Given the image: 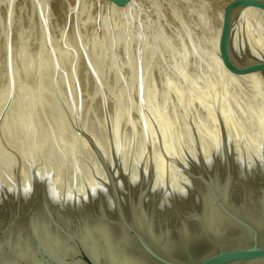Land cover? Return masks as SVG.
<instances>
[{
	"label": "rangeland",
	"instance_id": "1",
	"mask_svg": "<svg viewBox=\"0 0 264 264\" xmlns=\"http://www.w3.org/2000/svg\"><path fill=\"white\" fill-rule=\"evenodd\" d=\"M225 1L109 8L101 0H0V190L40 165L58 168L57 180L72 190L94 177L107 182L117 161L131 173L157 158L163 176L177 179L178 161L222 142L223 117L248 148L264 95L258 83L228 80L216 62ZM241 29L264 49V15L254 13Z\"/></svg>",
	"mask_w": 264,
	"mask_h": 264
},
{
	"label": "water",
	"instance_id": "2",
	"mask_svg": "<svg viewBox=\"0 0 264 264\" xmlns=\"http://www.w3.org/2000/svg\"><path fill=\"white\" fill-rule=\"evenodd\" d=\"M108 1L123 5L128 0ZM245 7L264 10V0H231L225 6L218 57L230 73L258 72L264 76V55L253 53L249 42L248 47H241L242 57L232 51V21ZM225 137L210 155L199 151L177 162L186 180L175 187L162 179L153 185L151 165H142L137 175L129 176L117 164L110 168L100 193L89 190L88 198H79L83 212L65 205L66 200L58 202L61 209L65 207L61 212L43 207L34 170L26 187L17 180L0 191V238L4 239L0 260L11 257L17 264H120L107 250L110 242L115 246L112 251L134 256L133 264H264V145L253 160L239 161ZM206 204L214 206L221 216L219 225L207 222ZM250 213L258 219L251 220ZM39 218L46 220L45 230L63 238L61 249L53 246L46 252L38 245L31 230ZM92 218L101 219L106 235L99 231L84 234L85 223ZM19 235H26L27 246L21 255H15L7 240Z\"/></svg>",
	"mask_w": 264,
	"mask_h": 264
},
{
	"label": "bare ground",
	"instance_id": "3",
	"mask_svg": "<svg viewBox=\"0 0 264 264\" xmlns=\"http://www.w3.org/2000/svg\"><path fill=\"white\" fill-rule=\"evenodd\" d=\"M92 1H94V0H92ZM102 2H105V3H107V5H108V7L110 8V6H112L113 8H116L115 7V5L112 3V2H110V1H107V0H101ZM229 1H231V0H228V1H225V2H222L221 4L223 5V6H221V11H218V12H220V15H219V18H218V26H217V31H216V33L215 34H217V38H216V40H217V42H218V36H219V34H220V28H221V23H222V12H223V9H224V7H225V5L229 2ZM99 2V1H98ZM130 2L131 1H129V4H130ZM137 2V1H136ZM101 2H99V4H100ZM103 4V3H102ZM101 4V5H102ZM128 4V5H129ZM128 5H126V6H123V7H127ZM105 7V6H104ZM118 7V6H117ZM109 8H108V10H109ZM131 8V7H130ZM115 10H118V9H115ZM110 11V10H109ZM123 11V10H122ZM254 13H259V14H262V15H264V10L263 9H259V8H256V7H245V8H241L240 10H238L237 11V13L234 15V18H233V21H232V30H231V44H232V51H233V53H234V55L236 56V57H242L243 56V54H242V51H241V47H248V42L250 43L249 45H250V50L251 51H253V53L255 52L256 54H258V55H261V56H263L264 55V49L262 48V46L260 45V43H258V41L257 40H252V38H251V36H249V35H245L244 33V37H243V39H242V37H241V35H240V29L241 28H244V22L246 23V21L249 19V17H251L252 15H254ZM113 14V13H112ZM218 14V13H217ZM258 17V14H256L255 15V17ZM254 17V16H253ZM252 17V18H253ZM257 17H256V19H257ZM248 18V19H247ZM247 19V20H246ZM217 21V20H216ZM216 23V22H215ZM242 30V29H241ZM244 32V31H243ZM241 37V38H240ZM247 37V38H246ZM217 42H216V47H217ZM258 46V47H257ZM249 49V48H248ZM217 51V50H216ZM218 54V53H217ZM216 57H218V55L216 56ZM216 59V62H217V59H218V64H219V68L223 71V73H225L226 74V77H227V79L230 77V78H232L233 80H234V82L236 81V80H239V81H243V83H245V82H248V86L252 83V84H257V85H259V86H261V90L260 91H262L261 93H263V95H264V76L263 75H261V74H259L258 72H254V73H248V74H243V75H236V74H233V73H230L229 71H227L224 67H223V65L221 64V61H220V59H219V57L218 58H215ZM220 70V72H222ZM223 73H221V74H223ZM220 74V75H221ZM221 76H224V74L223 75H221ZM228 80H231V79H228ZM229 83H230V81H228ZM227 82V83H228ZM233 82V81H232ZM231 82V83H232ZM233 82V83H234ZM250 82V83H249ZM241 83V82H240ZM251 84V85H252ZM255 84V85H256ZM243 85H246V84H243ZM250 85V86H251ZM255 85H254V87H255ZM249 86V87H250ZM253 86V85H252ZM259 86H258V88H259ZM248 87V88H249ZM255 88H257V87H255ZM255 88H253L252 89V87H251V90L252 91H256V90H254ZM250 89V88H249ZM258 90V89H257ZM250 91V90H249ZM250 93H252V92H250ZM249 94V93H248ZM252 94H254V93H252ZM249 96H252L251 94L249 95ZM149 103H150V101H149ZM151 104V103H150ZM262 104L264 105V99H263V101H262ZM155 110V109H154ZM161 111V110H160ZM154 113H158L157 111L156 112H154ZM263 113V112H262ZM152 114H153V112H152ZM155 115V117L157 118H155L156 120H158L159 118H158V116H157V114H154ZM258 115H260V117L259 118H257L256 120H258L259 122H258V124L261 126V128H259L260 129V131H259V133H258V135H255L254 133V138H252L253 139V143H248V148H247V146L246 147H243L244 146V144H243V146H239L238 144H240V143H238V142H236L235 140V138L234 137H232V136H234V132H233V135H232V130H230L229 129V123H228V121H227V119H225L224 117L221 119V120H223V122H224V127H222V128H224V130H225V138L228 140V143L230 144V146H231V149L233 150V152H234V156L240 161V160H244V159H247L248 161H251V160H253V158H254V156H257L258 154H259V152H258V149H260V147H261V145H264V129H262V127L264 126V114H258ZM256 116H257V114H256ZM255 117V116H254ZM218 120V119H217ZM255 120V121H256ZM159 122V121H158ZM222 122V121H221ZM257 122V121H256ZM160 123V122H159ZM158 123V124H159ZM161 124V123H160ZM223 124V123H222ZM257 124V125H258ZM257 125H256V127H257ZM263 125V126H262ZM161 126V125H160ZM259 127V126H258ZM258 127H257V129H258ZM232 128V127H231ZM264 128V127H263ZM256 129V128H255ZM222 131V130H221ZM235 131V130H234ZM257 131V130H256ZM151 132V131H150ZM211 132H212V130H211ZM214 132V131H213ZM262 132V133H261ZM91 133V132H90ZM209 133V132H208ZM215 133V132H214ZM236 133V132H235ZM261 133V134H260ZM212 134V133H211ZM211 134L209 133V135L211 136ZM216 134V133H215ZM259 134L261 135V137L259 136ZM208 135V136H209ZM218 135V134H217ZM221 135V134H220ZM235 135H238L237 133L235 134ZM213 136V135H212ZM216 136V135H215ZM219 136V135H218ZM221 137H224L223 136V134H222V136ZM220 137V138H221ZM211 138V137H210ZM209 138V139H210ZM237 138V137H236ZM239 138V137H238ZM212 139V138H211ZM223 139V138H222ZM251 139V140H252ZM212 140H215L214 138L212 139ZM218 140V139H217ZM217 140H215V141H217ZM221 140V139H220ZM250 140V141H251ZM205 141V140H204ZM215 141H212L213 143L215 142ZM238 141V140H237ZM240 141V140H239ZM206 142H207V140H206ZM205 142V143H206ZM212 142H210L208 145H211V147H209V149H205V146L203 147V149H201L198 145V147L200 148L199 150H202V152L204 153V156H208V155H210L211 153H213V151H214V149L216 148V149H219V147H220V142H215L214 144L212 143ZM252 142V141H251ZM208 143V142H207ZM212 143V144H211ZM238 143V144H237ZM246 144H247V141L245 142ZM245 144V145H246ZM94 145V144H93ZM202 145V144H201ZM206 146H208L207 144H205ZM241 145V144H240ZM97 146V145H96ZM98 147V146H97ZM101 147V146H100ZM100 147H99V151H100ZM195 147V146H194ZM245 149H243V148ZM94 148H95V145H94ZM103 148V147H102ZM97 149V148H96ZM105 149V148H104ZM196 149H198V148H196ZM205 149V150H204ZM102 150V149H101ZM169 150V149H168ZM171 151V150H170ZM169 151V152H170ZM194 151H196V150H194ZM193 151V154L195 155V152ZM105 152V151H104ZM199 152V151H198ZM171 153V152H170ZM169 153V154H170ZM169 154H167L168 156H170ZM177 154V153H176ZM176 154H172L174 157L176 156ZM190 154V153H189ZM192 154V153H191ZM196 154H198L197 153V151H196ZM147 155V154H146ZM145 155V157H147ZM172 155H171V157L170 158H172ZM178 155V154H177ZM180 155V154H179ZM178 155V156H179ZM193 155V156H194ZM144 156V155H143ZM149 156V155H148ZM188 156H190V155H188ZM196 156V155H195ZM157 157V156H156ZM158 157H160V156H158ZM166 157V156H165ZM184 157V156H183ZM182 157V158H183ZM187 157V156H186ZM139 158V157H138ZM137 158V159H138ZM141 158V157H140ZM150 158V157H149ZM163 158V157H162ZM161 158V159H162ZM175 158H178L177 156L175 157ZM174 158V159H175ZM142 159V158H141ZM141 159H139V160H141ZM151 159V158H150ZM155 159V157H153V159L152 160H154ZM161 159H158L159 161H161ZM164 159V158H163ZM173 159V158H172ZM173 159V161H175ZM179 159H180V157H179ZM107 160V159H106ZM118 160V159H117ZM120 160V159H119ZM139 160H138V162H139ZM144 160H146V158L145 159H143V161ZM148 160V159H147ZM166 160V159H165ZM114 161V160H113ZM112 161V162H113ZM142 161V162H143ZM172 161V160H171ZM172 161V162H173ZM182 161V160H181ZM111 162V163H112ZM116 162V161H115ZM114 162V163H115ZM117 162H119V165H121L120 164V161H117ZM116 162V163H117ZM122 162V161H121ZM135 162H136V160H135ZM152 162V161H151ZM151 162H149L150 164H151ZM161 162H163V160L161 161ZM179 162V161H178ZM137 163V162H136ZM135 163V164H136ZM139 163H141V162H139ZM146 163V162H145ZM154 164H152V167H154L153 168V174H152V176H151V180H152V182H153V185H155L156 183H158L156 180H158V179H162L163 180V177H164V180L167 182V176H163V173H162V171L163 170H161L160 169V167L162 166L161 164H163V163H158V161H157V158L154 160V162H153ZM168 163V162H167ZM175 163V162H174ZM24 164V163H23ZM28 164V163H27ZM108 164H110V162L108 163ZM138 164V163H137ZM143 164H144V162H143ZM164 164H165V162H164ZM163 164V165H164ZM171 164H173V163H170V165ZM25 165V164H24ZM116 165V164H115ZM124 165V163L122 164V167H124L123 166ZM147 165V164H146ZM154 165V166H153ZM161 165V166H160ZM29 166H31V165H29ZM34 167L36 166V165H33ZM32 166V167H33ZM39 166V165H38ZM110 166H112V165H110ZM113 166H114V164H113ZM134 166V165H133ZM139 166H140V164H139ZM141 166H142V164H141ZM148 166H149V164H148ZM168 166H169V164H168ZM175 165H173L172 166V169H173V167H174ZM31 167V168H32ZM115 167V166H114ZM113 167V168H114ZM121 167V168H122ZM164 167H166V165L164 166ZM177 167V166H176ZM176 167H174V168H176ZM23 168V167H22ZM30 168V169H31ZM36 168V167H35ZM39 168V169H38ZM116 168V167H115ZM133 168V167H132ZM131 168V169H132ZM167 168V167H166ZM170 168V167H169ZM169 168H167V169H169ZM27 169V166L25 167V170ZM37 170L35 171V174H36V176H37V180H38V182L40 183V194H42L43 195V199H42V206L43 207H47V208H49L50 210H52L53 212H57V211H60V210H64V208L63 209H61L60 208V205H59V203L58 202H61V200H66V204L65 205H71V207L72 208H74L75 210H77V212H83V207H82V205H81V201L79 202V198L81 197V196H84V198H85V196H87L86 198H88V192H89V190H93V192L94 193H100V191H102V184H103V182L102 181H106L104 178H100L99 177V179H102V180H98V179H96L95 177H94V174L92 175L94 178H92L91 179V181H90V179H89V181L90 182H88L87 180L88 179H86L85 181H87L88 183L85 185V184H83V186H76V188L74 189V190H72L71 189V187H72V185H70L68 182V184L70 185V187H68L69 185H66L65 184V182H63L62 180L59 182L58 180H57V178H59V177H57V175L59 176V174H57L56 172H58V171H56L55 172V170H58V168L57 169H55L52 173L49 171V170H47V168H44L43 166L41 167V165L39 166V167H37L36 168ZM50 170H53V169H51V168H49ZM135 169L137 170V169H139V167L137 166V167H135ZM162 169H163V166H162ZM177 169V168H176ZM20 170V169H19ZM23 171H24V169H22ZM21 170V171H22ZM125 170V169H124ZM127 170V169H126ZM133 170H134V168H133ZM171 170V169H170ZM174 170V169H173ZM32 170H30V171H27V172H31ZM131 171V173H129V176H135V175H137V171H132V170H130ZM169 171V170H168ZM167 171V172H168ZM54 172L56 173V174H54ZM126 172V171H125ZM164 172V174L166 173L165 172V170L163 171ZM171 172L172 171H170V173L168 172V174H171ZM174 172H176V171H174ZM174 172H172V174L173 175H176V174H174ZM19 174L21 173L20 171L18 172ZM24 173V172H23ZM26 173V172H25ZM33 173V172H32ZM31 173V174H32ZM98 174H100L99 172H97ZM139 173V172H138ZM27 174V173H26ZM25 174V175H26ZM28 174H30V173H28ZM30 174V177L28 176V177H25V176H22V173H21V175L19 176L18 174V176L20 177L19 179H20V182L23 184V185H25V187L28 185V183L30 182V180H29V178H31V175ZM90 174V173H89ZM177 174H178V172H177ZM12 175H14V177L16 176L14 173L12 174ZM56 175V176H55ZM102 174H100L99 176H101ZM167 175V174H166ZM91 175H89V177H90ZM91 176V177H92ZM98 175H96V177H97ZM103 176V175H102ZM168 176H170V175H168ZM12 177V176H11ZM21 177H22V179H21ZM57 177V178H56ZM90 177V178H91ZM167 177V178H166ZM178 178L176 179V177H175V179H174V177L172 176H170L169 178V180H168V182L170 183V185L172 186V187H175V185L176 184H180V182H181V180L180 179H184V180H186V178H185V176L184 175H182V173L180 172L179 173V175L177 176ZM2 179H3V181L5 180L4 178H6V177H1ZM86 178H87V176H86ZM166 178V179H165ZM1 179V180H2ZM10 179H14V178H10ZM16 179V178H15ZM60 179H61V177H60ZM3 181L0 183V185L3 183ZM8 180H6V182H7ZM9 181H11V180H9ZM16 180H13V183L15 182ZM19 181V180H18ZM180 181V182H179ZM6 182H4V185L6 184ZM62 182L67 186V188H64V186H61V184H62ZM179 182V183H178ZM82 183H84V182H82ZM86 183V182H85ZM7 184H10L11 185V182L10 183H7ZM63 184V185H64ZM76 184V183H75ZM74 184V185H75ZM79 184V183H78ZM81 184V183H80ZM182 184V183H181ZM13 185V184H12ZM157 185V184H156ZM6 186V185H5ZM8 186V185H7ZM65 186V187H66ZM100 186H101V189H100ZM178 186V185H177ZM10 187V186H9ZM75 187V186H74ZM73 187V188H74ZM4 187H2V189H3ZM6 188V187H5ZM71 190H70V189ZM100 189V190H99ZM99 190V191H98ZM1 191V190H0ZM97 191V192H96ZM101 196H103V195H101ZM103 198H104V203L106 202V199H105V197L103 196ZM103 198H102V200H103ZM65 205H63V206H65ZM43 207H40V212L42 211V208ZM205 215H206V217H207V222L209 223V225H212V224H214V225H219L220 223H219V221L222 219L221 218V216L218 214V212L215 210V208H214V206H212L211 204H206V206H205ZM56 210V211H55ZM61 212V211H60ZM250 217H251V220L253 219L254 221H256L257 219H258V216L257 215H254V214H252V213H250ZM30 220H33V218H31ZM39 220L40 221H38V220H36V222H33V227H32V234L36 237V240H37V243H38V245L41 247V248H43L46 252H48V251H50V249H51V247H56V248H62L63 247V238L61 237V236H59L58 234H56V233H53V232H51V231H49V230H45L46 229V220H44V219H42V218H39ZM34 221V220H33ZM85 225H86V227L84 228L85 229V232H84V234L86 233V234H89V235H92V233L93 232H98L99 231V233L100 234H104V235H106V233H107V231H106V227L102 224V221H101V219H99V218H92V219H90L89 221H87V223H85ZM45 228V229H44ZM26 236V235H25ZM25 236H22V235H19V236H15V238H11L12 240H11V242L9 241L10 240V238L7 240L8 242V244H10V246H8L7 245V247L10 249V250H12L14 253H15V255H18V254H22L23 253V250H22V248H26V239H28L27 237H25ZM4 242V239H1L0 238V248H1V245H2V243ZM109 249H107L109 252H111V255H112V259H114V260H116L118 263H120V264H133V261H134V256H132L131 254H128V253H123L122 255H120L119 254V252H117L116 251V249L114 250L113 249V251L111 250L112 248H115V246L113 247V244H111L110 242H107V245H106ZM0 264H17L16 263V261H14V260H11V257H9V258H7V259H4V260H0Z\"/></svg>",
	"mask_w": 264,
	"mask_h": 264
}]
</instances>
